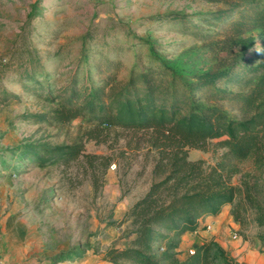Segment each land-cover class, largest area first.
<instances>
[{
	"label": "rangeland",
	"instance_id": "374dc122",
	"mask_svg": "<svg viewBox=\"0 0 264 264\" xmlns=\"http://www.w3.org/2000/svg\"><path fill=\"white\" fill-rule=\"evenodd\" d=\"M219 1L0 0V59L23 41L48 52L45 69L55 78L56 96L70 88L76 75L79 81L83 79L85 50L92 59L105 46H111V56L124 64L120 80L127 79L133 66L148 65L153 57L185 79L237 65L264 66V33L259 30L242 36L252 41L242 55L238 48L222 50L225 44L229 46L225 32L210 40L186 34L222 33L221 28L204 22L227 9L225 0ZM170 16L183 17L186 23ZM185 28L187 32L182 33ZM56 51L60 54L54 57ZM5 86L19 98L0 105V264H109L103 259L105 251L124 248L133 238L129 237L130 223L119 222L161 179L153 173L160 155L151 145V132L106 126L91 132L80 118L56 123L51 116L59 108L58 98L45 99L47 91L38 97L16 85ZM219 87L231 93L248 91L233 84ZM66 93L71 95L69 89ZM200 104L216 107L234 119L247 114L236 102ZM32 115H47L49 123H33L28 118ZM216 143H207L205 151L188 150L187 159L203 161L204 168L217 163L235 166L241 173L232 177L233 185H239L245 174L249 175L246 180H257L259 172L252 158L225 159L226 150ZM63 146H80L82 152L66 163L33 164L35 154L30 148ZM257 192L258 199L264 200L263 184ZM249 213L243 225L235 223L230 212L221 216L222 242L230 255L228 241L264 254V227L256 226ZM213 230L210 223L201 228ZM179 253L183 259L188 251Z\"/></svg>",
	"mask_w": 264,
	"mask_h": 264
},
{
	"label": "trees",
	"instance_id": "16d2710c",
	"mask_svg": "<svg viewBox=\"0 0 264 264\" xmlns=\"http://www.w3.org/2000/svg\"><path fill=\"white\" fill-rule=\"evenodd\" d=\"M224 4L226 10L204 20L212 28H221L222 33L186 34L210 40L225 32L229 46L225 44L222 50L238 48L242 55L252 47V41L242 36L255 30L264 33V0H225ZM170 18L184 22L183 17ZM110 48L105 46L92 59L86 49L81 63L85 66L83 79L79 81L76 75L70 88H63V94L56 96L52 89L55 78L45 69L49 53L23 41L0 59V105L19 98L5 86L12 84L38 97L47 91V100L58 98L59 108L51 116L56 123L80 118L91 132L103 126L151 132V145L160 155L153 173L161 179L151 184L119 222L130 223L129 237L133 238L124 248L107 249L103 255L107 263L238 264L214 239L197 245L183 259L178 257V248L184 234L197 232L200 221L218 216L225 206L230 207L235 223L243 225L252 212L256 226L264 227V200L257 197V190L264 186V66L247 69L237 65L185 79L153 57L148 65L133 66L127 79L120 80L124 64L111 56ZM59 54L56 51L54 57ZM230 84L248 91L231 93L219 87ZM68 89L71 95L66 93ZM202 101L236 102L247 114L234 119L216 107L202 106ZM28 118L33 123H49L47 115ZM211 141L226 150L225 159L252 158L259 172L257 180L250 182L245 174L239 185H233L232 177L241 173L235 166L217 163L204 168L203 161L187 159L188 150L205 151ZM29 150L35 154L33 164L41 167L74 161L82 152L80 146Z\"/></svg>",
	"mask_w": 264,
	"mask_h": 264
},
{
	"label": "crops",
	"instance_id": "0c3cea01",
	"mask_svg": "<svg viewBox=\"0 0 264 264\" xmlns=\"http://www.w3.org/2000/svg\"><path fill=\"white\" fill-rule=\"evenodd\" d=\"M229 210L230 207L225 206L222 208L221 213L226 212L227 214ZM221 213L216 217H206L205 219L200 221L199 229L197 232L193 234H189V233L184 234L181 238L178 251L182 253L188 251L189 253V251L193 250L197 245L203 242H207L211 239H214L222 248L226 250L227 245H225L226 243L224 244L222 242L224 241L223 238L224 233L220 231V227H219L221 222V216L223 214ZM208 223H210V225L214 227V230L212 232L209 231L210 233L208 231L207 232L201 231V228ZM227 243L229 244L230 249L232 250L231 251L232 257L236 259L238 264H264V254L256 252L255 250L248 249L246 246L241 249L239 246H234L230 244L229 241Z\"/></svg>",
	"mask_w": 264,
	"mask_h": 264
},
{
	"label": "built area",
	"instance_id": "2783aa9c",
	"mask_svg": "<svg viewBox=\"0 0 264 264\" xmlns=\"http://www.w3.org/2000/svg\"><path fill=\"white\" fill-rule=\"evenodd\" d=\"M206 228H207V230H210V227L209 226H207ZM234 239H236L235 236H234ZM162 251H163V248H160V252H162ZM192 253H193V250H190L189 253H188V255L189 254H192Z\"/></svg>",
	"mask_w": 264,
	"mask_h": 264
}]
</instances>
